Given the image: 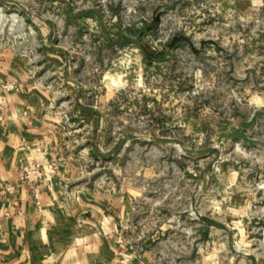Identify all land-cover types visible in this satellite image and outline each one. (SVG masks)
<instances>
[{
    "label": "rangeland",
    "instance_id": "374dc122",
    "mask_svg": "<svg viewBox=\"0 0 264 264\" xmlns=\"http://www.w3.org/2000/svg\"><path fill=\"white\" fill-rule=\"evenodd\" d=\"M3 49L125 243L264 264V0H0Z\"/></svg>",
    "mask_w": 264,
    "mask_h": 264
},
{
    "label": "crops",
    "instance_id": "0c3cea01",
    "mask_svg": "<svg viewBox=\"0 0 264 264\" xmlns=\"http://www.w3.org/2000/svg\"><path fill=\"white\" fill-rule=\"evenodd\" d=\"M15 63L0 51V264H157L71 190L73 164L54 133L50 94ZM261 239L264 246V228Z\"/></svg>",
    "mask_w": 264,
    "mask_h": 264
},
{
    "label": "trees",
    "instance_id": "16d2710c",
    "mask_svg": "<svg viewBox=\"0 0 264 264\" xmlns=\"http://www.w3.org/2000/svg\"><path fill=\"white\" fill-rule=\"evenodd\" d=\"M157 25H158V21L156 19H152L149 22H144V26H143L141 31H136L133 28H130L129 31H132L135 34L143 36V34H145L147 31L155 30ZM172 40H174V39H172ZM142 55L144 56V58L148 57V53L146 52V49H142Z\"/></svg>",
    "mask_w": 264,
    "mask_h": 264
},
{
    "label": "built area",
    "instance_id": "2783aa9c",
    "mask_svg": "<svg viewBox=\"0 0 264 264\" xmlns=\"http://www.w3.org/2000/svg\"><path fill=\"white\" fill-rule=\"evenodd\" d=\"M24 172H25V175L29 176L30 173L34 172V170L31 169V167H24Z\"/></svg>",
    "mask_w": 264,
    "mask_h": 264
}]
</instances>
